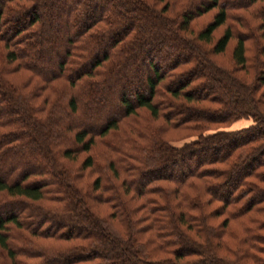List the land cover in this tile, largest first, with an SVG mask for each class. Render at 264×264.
Returning a JSON list of instances; mask_svg holds the SVG:
<instances>
[{"label": "trees", "instance_id": "16d2710c", "mask_svg": "<svg viewBox=\"0 0 264 264\" xmlns=\"http://www.w3.org/2000/svg\"><path fill=\"white\" fill-rule=\"evenodd\" d=\"M60 1L0 0V211L13 209L0 214V249L10 264H264V0H198L173 17L147 0ZM231 38L226 67L212 54ZM250 39L261 43L249 59ZM116 89V114L77 121L99 120ZM138 108L160 122L126 120ZM240 119L249 123L226 127ZM168 128L195 136L170 144ZM96 144L105 178L77 191L68 179L98 166ZM81 151L80 164L65 163Z\"/></svg>", "mask_w": 264, "mask_h": 264}, {"label": "rangeland", "instance_id": "374dc122", "mask_svg": "<svg viewBox=\"0 0 264 264\" xmlns=\"http://www.w3.org/2000/svg\"><path fill=\"white\" fill-rule=\"evenodd\" d=\"M148 2L152 3L155 7L157 8H161L162 5L165 3L168 7V9L166 10V14H168L169 16L173 17L174 15L176 14H179L181 11H183V7L188 5L189 4H192V3H196L198 0H147ZM240 1V0H238ZM191 2V3H190ZM67 3H69V0H62L60 1V8H63L64 5H67ZM186 4V5H185ZM215 11V9H211L209 11H207L206 13L202 14L201 16L199 17H196L194 18L191 23H190V28L192 29L193 32H195L197 30V28H200L204 23H206L209 18L211 17L212 13ZM56 16V15H55ZM58 20L59 22L61 21L60 19V16L58 17ZM249 20V19H248ZM45 22L47 21L46 19L44 20ZM250 22V25H252V20H249ZM52 24H55L54 22ZM223 26L224 25H221L219 27H217L215 29V31L213 32V35H212V39L214 40L222 31L223 29ZM236 26V25H234ZM237 29H240L238 26H236ZM55 29V27H54ZM51 30V29H50ZM61 33H64V30L62 29L61 30ZM194 34V33H193ZM212 40V41H213ZM254 42H255V46H254ZM212 43V42H211ZM234 43V39L231 38L229 40V42L227 43V46L225 47L224 51L220 52V53H217V54H212V57L213 59L217 62V63H220L222 64L223 66H230L232 64V60H231V55H230V51H231V46L233 45ZM261 43L258 39L256 41H254L253 39H250L246 42L247 44V48H246V55H248L249 59L251 57V55H254L256 52L255 50V47L258 46V44ZM103 47V46H102ZM45 48H48L49 51L50 49L55 52H60V46H53L50 48V46L48 47H45ZM56 56V55H55ZM56 58V57H55ZM55 59H53L54 61ZM47 61V60H46ZM50 64H47L46 65V62L44 63V66H43V69L45 72H48L50 69L53 68V62H49ZM251 74V72H250ZM137 83L139 84L138 87L141 86V80L139 79L137 81ZM117 89L115 90V93H111L109 95V102L106 106V108L102 109L100 111V119L99 120H89V119H85V120H77L78 118L76 116H74V119L79 121V123H81V125H90V126H96L97 123H100L101 121H103L102 119L105 118V117H108V116H111V115H114L118 112V104H117V101H116V95H117ZM63 93V92H61ZM66 94V93H65ZM94 105L95 104H92V108H94ZM131 119H137V120H141V121H145V120H152L151 123H159L160 122V118L158 119H151L148 112L143 109V108H138L137 111H136V114L135 115H132L130 117H128L126 120H131ZM67 120V119H66ZM157 120V121H155ZM65 122V121H64ZM249 123V120L248 119H240V120H235L233 122H230L228 126H226L227 128H239L240 126H243L245 124ZM124 125V124H123ZM122 125V126H123ZM216 126V125H213V127ZM221 126V125H220ZM144 137L142 139H140V143L144 144L145 143V146L148 145L150 143L149 141V137L147 138L145 135H143ZM195 136L194 132L191 131V133L188 132V130H184V129H178V130H174V131H171V128H168L167 132L164 133V137H166L167 139L170 140V144L173 143V144H181L183 143L184 141H187V140H190L191 138H193ZM105 148V147H104ZM103 146L100 145V144H96V146L90 151L92 154H94V160H95V165H98L96 168H87L84 170V173H85V176L83 178H74V182H75V185L73 184V181H71L70 179H68V181H70V183L74 186V188L77 190V191H83V190H86V183L87 182H90L94 176L96 174H101L102 175V178H105V174H106V168L104 166L105 164V160H104V155L101 154V151H103ZM88 153V152H87ZM86 152H79L77 155H76V158L71 161V160H66L65 163H67L69 166H72V167H75L77 166L78 164H80L81 160L83 159V157L87 154ZM110 156H113V153H110ZM106 158V157H105ZM107 158H108V155H107ZM106 158V159H107ZM26 159H28L27 156H22L21 158H19L20 161H25ZM5 166L6 164L3 162L0 164V175H3L2 174V171L3 169H5ZM73 169H76V168H73ZM104 181V180H103ZM42 204V205H39V207H45L47 208L46 206L44 205H48L49 204V201L46 200V199H41V200H37L35 201V204L39 203ZM72 200H68L65 204V206L67 207H70L72 204ZM34 204V202H33ZM91 209H94L97 214L99 215H105L109 212V209L106 205L104 204H96L94 201L93 203H91ZM37 209L38 208V205L36 206ZM49 208V207H48ZM52 208V207H51ZM12 208H4L0 211V214H4L8 211H10ZM43 209V208H42ZM13 210V209H12ZM46 210H53V209H46ZM46 210L43 209V211L45 212ZM222 215L218 218V219H221ZM217 219V220H218ZM114 225L116 228H121L120 224L118 222H114ZM234 230L235 232L234 233H238L239 231V228H238V225L236 224L235 220H230L228 225H227V231L228 230ZM15 233L16 231L13 230ZM12 231V232H13ZM226 231V232H227ZM232 233V232H231ZM25 236H28L27 234ZM41 243H46L47 242H51L50 239H38ZM224 240L227 241L229 244L234 242H236V239L234 241L233 238L229 237V235H225L224 236ZM53 243H55L54 241H52ZM18 243V240H15L14 241V244ZM245 264H249L247 263L246 261H244ZM0 264H10V261L8 260V257L4 254V251H2L0 249Z\"/></svg>", "mask_w": 264, "mask_h": 264}]
</instances>
